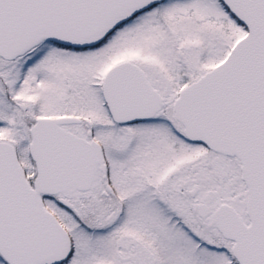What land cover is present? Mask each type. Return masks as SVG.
Segmentation results:
<instances>
[{
    "label": "snow or ice",
    "instance_id": "obj_1",
    "mask_svg": "<svg viewBox=\"0 0 264 264\" xmlns=\"http://www.w3.org/2000/svg\"><path fill=\"white\" fill-rule=\"evenodd\" d=\"M0 264H264V0H0Z\"/></svg>",
    "mask_w": 264,
    "mask_h": 264
}]
</instances>
